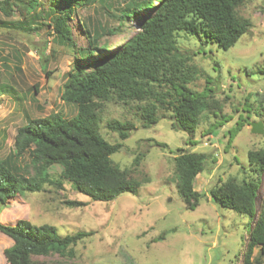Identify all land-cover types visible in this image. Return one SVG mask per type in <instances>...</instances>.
<instances>
[{"label": "rangeland", "instance_id": "rangeland-1", "mask_svg": "<svg viewBox=\"0 0 264 264\" xmlns=\"http://www.w3.org/2000/svg\"><path fill=\"white\" fill-rule=\"evenodd\" d=\"M2 1L0 85H6L7 90L0 92V158H5L11 154L18 127L30 119L55 112L71 118L77 113L75 104L65 102L61 94L76 50L88 43L86 29L91 37L99 36L101 45L117 48L148 12H141L136 19L126 18L119 25L122 10L131 8L136 0H92L77 6L68 21L73 40L59 43L53 40L57 39L53 21L58 12L49 13V7L64 1L37 0L34 10L26 8L32 0H10L11 6ZM239 13L252 25L229 49L206 42L203 36L185 32L175 35L179 53L190 56L188 64L197 71L189 86L201 91L209 79L214 97L223 105L217 116L204 113L194 133L171 128L170 114L165 110L159 111L157 124L143 127L138 110L142 102H105L100 131L108 141L122 142V148L111 155L113 161L127 169L143 154L134 176L149 182L136 195L125 192L111 202L91 200L62 179V165L55 164L49 172L59 183L45 184L39 192H25L10 198L7 207L0 206V222L4 224L27 219L37 225H54L61 235L93 232L73 246V256L51 253L35 260L50 264H243L253 221L219 207L210 194L229 177L249 175L248 151L264 145V132H253L251 125L261 121L264 129V0H247ZM38 20L43 24L30 29ZM118 25L132 28L122 35L108 32ZM112 119L130 121L136 129L121 140L107 127ZM238 122L241 129L228 144L229 130L233 132ZM154 141L165 142L168 147L157 146ZM179 149L208 155L204 170L194 181V188L203 194L194 210L186 208L176 186L174 156L181 152ZM29 161L26 154L18 165L24 167ZM260 196L264 197V173ZM66 200L87 204L69 206ZM158 235L164 238L156 241ZM12 243L0 232V264H8L4 249ZM258 251L254 248L253 257Z\"/></svg>", "mask_w": 264, "mask_h": 264}, {"label": "trees", "instance_id": "trees-1", "mask_svg": "<svg viewBox=\"0 0 264 264\" xmlns=\"http://www.w3.org/2000/svg\"><path fill=\"white\" fill-rule=\"evenodd\" d=\"M59 1L64 2L58 7L50 5L49 13L58 12L53 21L57 39L53 40L64 43L73 40L68 21L77 12V6L92 0ZM246 1L136 0L131 8L122 10L119 25L126 18H138L141 12H148V15L117 48L101 45L99 36L91 37V31L86 29L88 43L76 50L74 65L61 94L65 102L75 104L77 113L66 118L55 112L30 119L18 127L11 154L0 158V206L7 207L10 198L25 192H39L45 184L59 183L49 172L50 166L55 164L62 165L61 178L70 181L78 192L91 200L111 202L125 192L136 195L140 187L149 182L148 178L134 176L143 154L127 169H121L113 161L111 155L122 148V142L112 143L100 131V112L105 102H142L138 110L143 127L157 124L159 111L165 110L170 114L171 128L194 133L204 113L217 116L216 111L222 110L223 105L214 97L209 79L201 91L189 86L197 71L188 64L191 57L179 53L175 35L185 32L203 36L206 42L229 49L252 25L250 19L239 13ZM1 3L11 6L10 0ZM36 3L37 0H32L26 8L34 10ZM2 10L9 13L6 8ZM42 24L38 20L30 29L36 30ZM119 25L108 32L122 35L132 28ZM6 90V85H0V92ZM222 118L227 120L225 115ZM241 126L238 122L233 132L229 130L228 144ZM107 127L117 132L121 140L127 139L136 129L132 122L118 119L108 121ZM154 142L162 148L168 147L165 142ZM179 150L181 152L174 156L176 186L186 208L194 210L203 198L194 188V181L204 170L208 155ZM26 154L30 161L21 167L18 161ZM248 164L251 167L249 175L241 179L229 177L213 187L210 194L219 207L234 210L253 221L243 264H264V197L260 196L264 145L248 151ZM65 203L69 206L87 204L79 200H66ZM0 232L13 241L4 249L8 264H50L39 263L34 257L51 253L73 256V246L93 233L77 231L61 235L54 225H37L27 219H18L13 225L0 222ZM163 238L158 235L155 240ZM254 248L259 249L256 257H253Z\"/></svg>", "mask_w": 264, "mask_h": 264}, {"label": "water", "instance_id": "water-1", "mask_svg": "<svg viewBox=\"0 0 264 264\" xmlns=\"http://www.w3.org/2000/svg\"><path fill=\"white\" fill-rule=\"evenodd\" d=\"M252 131L255 133H263L264 129H263V123L261 121L259 122H252Z\"/></svg>", "mask_w": 264, "mask_h": 264}]
</instances>
